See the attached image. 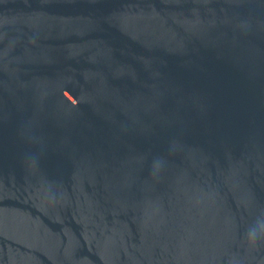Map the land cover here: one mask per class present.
<instances>
[{"label": "water", "instance_id": "obj_1", "mask_svg": "<svg viewBox=\"0 0 264 264\" xmlns=\"http://www.w3.org/2000/svg\"><path fill=\"white\" fill-rule=\"evenodd\" d=\"M264 0H0V264H264Z\"/></svg>", "mask_w": 264, "mask_h": 264}, {"label": "clouds", "instance_id": "obj_2", "mask_svg": "<svg viewBox=\"0 0 264 264\" xmlns=\"http://www.w3.org/2000/svg\"><path fill=\"white\" fill-rule=\"evenodd\" d=\"M247 236L252 241L264 238V224L261 223L260 219L257 220L255 227L248 230Z\"/></svg>", "mask_w": 264, "mask_h": 264}]
</instances>
